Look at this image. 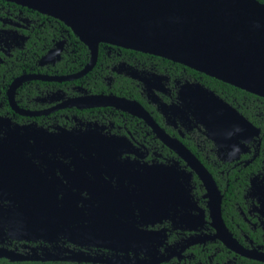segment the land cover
Segmentation results:
<instances>
[{"label":"flooded vegetation","instance_id":"obj_1","mask_svg":"<svg viewBox=\"0 0 264 264\" xmlns=\"http://www.w3.org/2000/svg\"><path fill=\"white\" fill-rule=\"evenodd\" d=\"M33 12L0 0V264H264V104L104 44L87 73L83 43L88 62L58 70L66 31ZM22 76L51 80L10 94ZM210 92L257 135L206 128ZM166 140L208 171L210 198Z\"/></svg>","mask_w":264,"mask_h":264},{"label":"water","instance_id":"obj_2","mask_svg":"<svg viewBox=\"0 0 264 264\" xmlns=\"http://www.w3.org/2000/svg\"><path fill=\"white\" fill-rule=\"evenodd\" d=\"M1 1L65 25L90 51V61L78 75L92 69L99 45L104 44L180 64L264 99V4L257 0ZM33 78L51 80L22 76L12 83L10 94ZM208 100L210 105L204 107L202 101L199 111L206 128L221 129L223 124L237 122L242 131L251 134L255 130L257 135L258 130L212 92ZM166 144L195 170L210 198L215 185L208 171L183 145L171 140ZM26 208L25 213L30 210Z\"/></svg>","mask_w":264,"mask_h":264},{"label":"trees","instance_id":"obj_3","mask_svg":"<svg viewBox=\"0 0 264 264\" xmlns=\"http://www.w3.org/2000/svg\"><path fill=\"white\" fill-rule=\"evenodd\" d=\"M257 1L264 4V0H257ZM33 13L37 14L36 12H33ZM37 15H38L40 21L45 22V23L50 22L52 24H58L59 25L58 28L66 31L65 38L68 39V44L70 46L69 47V56L66 57L65 60L62 61V63L57 66V69L58 70H64L65 72H67L69 70L71 72H74V71L81 69L84 66V64H86L88 62V59H89V52H88L87 48L81 42H79L77 40V38L72 34V32L67 27H65L62 23H60L59 21L54 20V19L49 18V17L42 16L40 14H37ZM54 26L57 27V25H54ZM56 37H58V34H56ZM47 43H50V42L48 41ZM47 43L42 42L39 45L42 46V45L47 44ZM31 45L32 44L29 45V48H31ZM101 46L102 45H100V48H101ZM36 54H34L32 51L27 53V55L31 57L30 62H26L29 64L28 66H25L27 68V70L37 68V66L35 65L36 60H37V58H40V56H42L43 51L39 50V51H37ZM65 61H68L66 69L63 66V62H65ZM213 81H214V83H217L223 87L229 88L231 91H235L241 95H245L248 99H259L258 101H260L261 103L264 104V99L256 98L251 94L242 92L241 90H238V89H236L230 85L224 84L222 82H219L216 80H213Z\"/></svg>","mask_w":264,"mask_h":264}]
</instances>
